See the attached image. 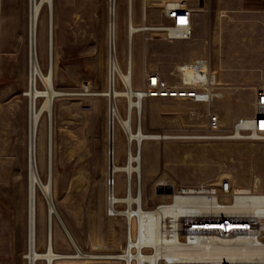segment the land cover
<instances>
[{
    "label": "rangeland",
    "instance_id": "obj_1",
    "mask_svg": "<svg viewBox=\"0 0 264 264\" xmlns=\"http://www.w3.org/2000/svg\"><path fill=\"white\" fill-rule=\"evenodd\" d=\"M165 1L171 0H133V25L140 26L145 15L144 25L162 27L165 22L161 7ZM177 1H185L194 12L193 36L190 41L182 43L167 42L160 33L155 32L135 34L132 41L134 88L138 90L141 86L143 67L159 73L169 85H177L179 78L175 67L202 57L211 61L215 92L220 97L210 107L186 101L143 99L142 131L177 139L144 143L140 181L142 207L154 208L166 200L165 195L157 194L156 189L154 191L155 185L160 184L159 180L166 185L190 188L213 186L227 180L234 188L255 189L264 193V141L206 139L209 135L206 131L208 111L218 116V134L222 137L230 134L238 119L254 113V89L264 86V22L253 15H246L245 20H240L236 13L227 17L220 12L205 11V22L199 17L197 23V14L202 11L200 1L205 0ZM27 3L28 0H14L11 6L5 5L1 10L4 22L0 25L3 31L0 38V223L4 225V231H0V264H26L22 256L26 241L27 99L23 93L27 87L28 73ZM19 4L24 7L23 17H19L18 12L16 14L15 9ZM115 13V45L119 62L123 64L126 51V0H116ZM46 18L43 8L37 45L43 72L46 71ZM107 22V0H54L53 84L56 89L77 94L82 84L87 83L90 92L106 90ZM37 87L41 88L39 82ZM98 102L103 105L105 114L104 97L67 95L53 101L52 123L62 129L57 134L58 166L54 165L52 169L53 203L81 252L114 254L124 249V225L121 216H107L105 173L102 185L95 181L94 171L90 173L92 180L86 184L78 165L79 156L83 153L82 124L85 117L92 115V112L84 113L82 106L91 105L93 108V104ZM125 106L124 100L118 101L117 107L122 116ZM45 124L46 118L43 116L40 126ZM135 128L133 113L132 130L135 131ZM114 134L115 163L121 166L126 161V137L117 124ZM131 148L134 152V143ZM39 174L41 180L45 181L46 174L40 171ZM134 178L131 181L132 195L136 193ZM115 188L116 194L123 195L124 178L115 179ZM37 203L36 250L42 252L45 247V205L40 194H37ZM124 205H118L117 210H125ZM60 229L58 221L52 219V250L72 253L71 244ZM53 264L123 262L113 259H61Z\"/></svg>",
    "mask_w": 264,
    "mask_h": 264
},
{
    "label": "bare ground",
    "instance_id": "obj_2",
    "mask_svg": "<svg viewBox=\"0 0 264 264\" xmlns=\"http://www.w3.org/2000/svg\"><path fill=\"white\" fill-rule=\"evenodd\" d=\"M133 0H126V9L132 10ZM143 2V1H142ZM145 2V1H144ZM143 4V3H142ZM116 9V0H107V32H106V45H107V77L106 81L111 83L112 80V41L115 43V21L114 32L112 33V9ZM46 10V30H45V52H46V71L41 70L38 58V27L40 22L41 12ZM143 12V11H141ZM145 16V15H143ZM53 19H54V0H28L26 12V25H27V40H28V73H27V87L23 95L27 99V115H26V186H25V215H26V241L25 252L22 258L26 264H53L56 260L70 259V260H94V259H124L127 263L131 264V260L136 261L137 264H152L156 256L161 252V244L167 243L174 235L175 221L180 215H184L192 210H198L201 213L216 212L217 207L221 206L217 199L212 196L199 197L190 196L177 199L171 204L160 205L152 209H143L141 206V193L133 196L132 191V177L136 180V191H141V175H142V147L146 142L163 141L169 139H177L176 137L157 134L146 133L142 131V109H143V94L134 88L132 80L129 75L120 73V77L125 85L122 91L117 90H104L91 92L94 97H106L109 99V148L113 150V163L109 164V172L107 171V156H106V169L105 176L109 174L114 178V187L106 195V213L107 216L119 217L123 216L128 222L131 221V216L135 213L137 220L143 225L139 228L141 241L147 243L154 248V254L147 257L141 252L133 253L126 251L125 253H84L81 252L68 233L67 239L69 240L72 253H56L52 250L51 238V225L52 219L62 222L58 216V212L54 206V191L52 185V166H51V123L53 114V101L55 98L67 95H85V94H70L64 90L56 89L54 87V74H53ZM136 27L131 24V32L135 31ZM41 37L43 36V24L41 22ZM126 46L128 45V33H126ZM113 37V38H112ZM143 47V46H142ZM133 48V47H132ZM142 51V50H141ZM145 52V51H144ZM126 54V52H125ZM144 56L142 55V58ZM144 60V59H143ZM142 63V62H141ZM146 63V62H145ZM133 68V59L132 65ZM116 69V66L114 67ZM37 82L41 88L37 87ZM212 82L215 81L212 79ZM120 99V100H118ZM125 101L124 116L118 110V101ZM135 114V131L132 130V115ZM46 118V126L48 131V144L49 155L47 172L45 181L40 178L38 165L36 161V139L39 131V126L42 117ZM116 124L121 128L126 137L125 156L126 161L124 165H117L115 163V126ZM264 127V123L259 124ZM46 136V135H45ZM112 136V140H111ZM226 139L227 136L223 137ZM222 138V139H223ZM134 143L135 149L132 152L131 145ZM47 146V145H46ZM107 154V149H106ZM111 160V157H110ZM124 178L123 195L116 194L115 179ZM157 183V182H156ZM164 184L163 180H159ZM117 186V185H116ZM37 194H40L44 201V222H45V244L44 251L39 252L36 250V210H37ZM238 204L235 206H221V212L228 211L227 213L239 215L245 213L247 210L249 216L253 220L258 221L264 219V199L247 200L240 198ZM238 201V200H237ZM140 202V203H139ZM207 202V203H206ZM115 203H124L126 210L119 211L114 206ZM136 203L137 209L131 208V204ZM236 203V202H235ZM209 211V212H208ZM113 218V217H112ZM112 224H110L111 226ZM261 229H264V222L261 223ZM247 244V243H244ZM160 247V248H159ZM234 255L235 252H228ZM252 255L253 260L255 257L260 258V264H264V245L259 246L257 249L250 250L248 246H243L239 254L235 255L239 259L248 258Z\"/></svg>",
    "mask_w": 264,
    "mask_h": 264
},
{
    "label": "built area",
    "instance_id": "obj_3",
    "mask_svg": "<svg viewBox=\"0 0 264 264\" xmlns=\"http://www.w3.org/2000/svg\"><path fill=\"white\" fill-rule=\"evenodd\" d=\"M115 14L113 7L112 33L114 32ZM161 14L165 22L162 27H147L144 25V18L142 16V24L137 26L135 31L131 32V24L133 25L132 10H127L126 33H128V39L130 40L126 46L125 61L123 64L119 62L116 45L112 41V80L111 83L109 80L108 82L106 81L107 90L122 91L125 89L120 73L129 75L132 80V41L135 34L142 32L160 33L162 39L167 42L183 43L191 40L193 36L194 12L185 1H165L161 7ZM115 66L116 69H114ZM175 71L179 78L178 83L177 85H169L159 73L143 67L141 86L138 89L143 94V99L186 101L210 107L220 97V94L215 92V85L212 82L214 76L211 72L212 65L209 58L197 57L190 62L180 63L175 67ZM90 90V85L87 83L82 84L78 94H85L83 96L80 95L81 97L94 98L90 94ZM104 98L106 100L107 171L109 172V164L111 163L112 165L113 163V150L109 148L110 104L109 99ZM253 105L254 113L249 117L238 119L227 138L235 141H264V127L259 125L264 123V86L254 89ZM92 109L91 105L82 106L84 113H91ZM206 117V131L209 134L206 139H222L223 135L218 134L220 130L218 116L208 111ZM158 185H155L154 191ZM113 187L114 178L107 174L105 176L106 195L109 194L111 188L113 191ZM140 193L141 191L138 190L133 196ZM209 195L217 199L221 206H235L241 200L240 198H246L247 200L254 198L264 199V193H260L255 189L234 188L229 181L222 180L213 186H198L195 188L172 186L171 194L165 195L166 200L155 207L162 204L169 206L175 200L185 197L199 196L203 198ZM120 204L124 203L114 204L116 209ZM136 207V203L131 204V208L136 210ZM219 207H217L216 212L210 213L208 211L209 213L207 214H203L198 210H192L178 216L175 221L173 237L169 242L160 245L161 252L156 256L152 264H260V258L258 257H255V261H251L253 260L251 259L252 255H248V258L244 259L234 256L238 255L245 245L250 250L264 245V229L260 228L264 219L253 220V217L248 215L249 212L247 210H245L244 214L233 215L227 213L228 211L221 212L222 209H218ZM112 217L115 218V216ZM121 217L124 225L125 244L122 252H141L147 257L153 255V246L141 241L139 228L143 225L137 220V215L134 213L129 222L123 216ZM228 252H235V254L230 255ZM119 261L123 262V264L127 263L124 259ZM131 264L137 263L131 260Z\"/></svg>",
    "mask_w": 264,
    "mask_h": 264
},
{
    "label": "crops",
    "instance_id": "obj_4",
    "mask_svg": "<svg viewBox=\"0 0 264 264\" xmlns=\"http://www.w3.org/2000/svg\"><path fill=\"white\" fill-rule=\"evenodd\" d=\"M14 0H0V25L2 21L4 22V17L1 19V10L6 6H11ZM202 2V1H200ZM202 13L197 14L196 22L198 23V18H202L205 22L206 16L205 11H215L223 13L224 16L229 17L230 14L236 13L238 19L245 20L246 15H253L259 20L264 22V0H205L202 2ZM16 14L19 13V17H23L24 7L19 4L16 6ZM3 31L0 28V38H2ZM2 41L0 39V45ZM82 130L84 133L83 141V153L80 154L78 159V165L80 164L81 170L83 172V179L87 184L92 180V171L95 172V181L98 184H103V175L105 173V160H106V149H107V131L105 125V114L104 107L101 103L93 104V111L91 116L84 118L82 124ZM47 126H39V131L36 139V161L41 173L47 172V162L49 155V144H48V131ZM62 129L56 128V126L51 123V166L52 169L58 166L57 158V148H59L57 143V134ZM46 135V136H45ZM47 145V146H46ZM60 149H62V144H60ZM61 163L62 159L60 158ZM47 163V164H46ZM68 158L65 159V164L67 165ZM61 166V165H60ZM4 225L0 223V231H4ZM62 229H60L61 231ZM61 234V233H60ZM56 236H59L56 234Z\"/></svg>",
    "mask_w": 264,
    "mask_h": 264
},
{
    "label": "water",
    "instance_id": "obj_5",
    "mask_svg": "<svg viewBox=\"0 0 264 264\" xmlns=\"http://www.w3.org/2000/svg\"><path fill=\"white\" fill-rule=\"evenodd\" d=\"M200 5L202 6V2H200ZM172 192V186L170 185H158L156 187V193L157 194H160V195H170ZM59 225L64 233V235H66V237H69L68 236V231L66 230V228L64 227L63 223L62 222H59Z\"/></svg>",
    "mask_w": 264,
    "mask_h": 264
}]
</instances>
